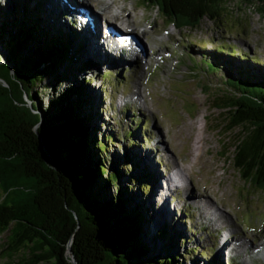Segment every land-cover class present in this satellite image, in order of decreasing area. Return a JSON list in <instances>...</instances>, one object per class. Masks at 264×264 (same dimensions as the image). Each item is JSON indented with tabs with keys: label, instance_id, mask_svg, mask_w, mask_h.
Wrapping results in <instances>:
<instances>
[{
	"label": "rangeland",
	"instance_id": "374dc122",
	"mask_svg": "<svg viewBox=\"0 0 264 264\" xmlns=\"http://www.w3.org/2000/svg\"><path fill=\"white\" fill-rule=\"evenodd\" d=\"M120 1L121 6L126 8L121 16L124 22H130L136 29L133 33L140 26L148 32L152 42L164 41L169 48L157 55L150 53L148 60L143 55L135 63L121 61L111 68L108 58L112 55L105 51L103 57L94 54L88 40L84 43L82 56L93 62L91 70L85 75L71 72L68 76L75 85L80 84L82 79H92L89 90L95 98L98 115L95 127H100L101 139L103 134L116 137V146L113 145L108 154L110 162L112 153L120 154L127 148L129 133L132 135L134 151L143 158L144 166L156 175L157 187L154 185L146 196L147 206L154 213L147 229L150 235H147L146 241L153 246L151 237L155 236L162 223L169 221L172 228L191 240L188 244L184 242L179 250L181 256H186L187 264H208L213 258L220 259L213 239L230 231L239 244L245 242L244 246L250 247L244 255H239V250L233 264H264V193L250 187L235 167L233 146L239 130L225 133V116L228 113L219 109L223 104L220 101L222 98L231 92H238L195 66V62L205 64L216 55H221L220 61L231 67V47L235 49L232 53H244L249 61L264 65V14L243 0H228L227 9L224 10V26L208 18L198 30H181L170 25L159 9L144 8L142 0ZM36 5L37 0H0V23L7 18L10 24H16ZM44 7L35 13L43 19L46 33H49L47 29L57 33L64 25L60 23L57 13L52 14ZM101 10L107 12L102 5ZM108 12L119 13V6H112ZM111 26L120 31L115 23ZM63 29L66 30L65 27ZM2 38L5 45L0 46V51L8 55L9 39ZM39 40L44 41L42 37H37L32 46L37 45ZM218 47H225L226 53L220 54ZM76 48L73 49L74 53ZM233 62L237 66L244 64L238 60ZM52 89L41 91L39 101L43 106L48 105V100L53 97ZM37 112L42 115L41 110ZM187 128L193 130L191 136H188ZM180 132L183 138L176 140ZM186 142L188 145H185ZM200 146L204 152L197 164L200 153L197 148ZM177 171L182 175L180 178L173 177L177 187L178 184H185V180L189 184V187L184 186L188 187L186 191L185 188L176 191L173 196L179 213L168 208L166 199L162 205L158 197L162 183L169 178L168 175L173 176ZM189 195L195 196L194 200L205 198L211 202V212L223 214L226 218L225 229L217 230L201 219ZM6 238L5 235L0 239V248ZM194 249L197 251L192 252ZM226 256L221 254L222 264H226ZM0 264H4L1 255Z\"/></svg>",
	"mask_w": 264,
	"mask_h": 264
},
{
	"label": "trees",
	"instance_id": "16d2710c",
	"mask_svg": "<svg viewBox=\"0 0 264 264\" xmlns=\"http://www.w3.org/2000/svg\"><path fill=\"white\" fill-rule=\"evenodd\" d=\"M243 1L264 14V0ZM227 2L142 0V6L159 9L170 25L181 30H198L208 18L224 26ZM42 3L30 8L26 12L30 15L16 24H10L7 18L0 23V46L5 45L3 36L9 39V55L33 97L35 109L39 108L44 116L64 180L75 186L89 212L94 226L86 228L83 234L97 238L99 248L109 252L102 258L104 264H187L186 256H181L179 250L191 240L172 228L169 221L162 223L151 237L153 246L146 241L154 216L146 196L153 190L156 176L134 151L129 133L127 148L123 153H112L110 162L108 154L116 146V137L103 134L101 139L100 127H95L98 115L89 90L92 79H82L75 85L68 76L71 72L85 75L93 62L82 56L85 44L75 30L62 27L57 33L47 28L49 33L44 31L45 23L35 13L43 9ZM37 37L44 41L32 46ZM217 50L226 53L225 47ZM232 52L231 67L220 61L221 55L211 57L205 64L195 62V66L243 96L239 104L243 108L230 111L225 133L240 129L233 146L235 167L250 187L264 193V65L249 61L244 53ZM233 60L244 64L237 66ZM48 89H52L53 97L43 106L39 101L41 91ZM3 141L0 139V160L14 156ZM4 170L0 167L1 173ZM3 174L14 176L10 171ZM9 196L0 205V239L8 234L0 248L4 264H65L50 248L49 237L59 229L48 212L23 203L16 194ZM208 264L220 262L213 258Z\"/></svg>",
	"mask_w": 264,
	"mask_h": 264
},
{
	"label": "water",
	"instance_id": "95a60500",
	"mask_svg": "<svg viewBox=\"0 0 264 264\" xmlns=\"http://www.w3.org/2000/svg\"><path fill=\"white\" fill-rule=\"evenodd\" d=\"M242 99L231 92L220 100V108L216 105L228 113L226 124L230 111L243 108ZM37 110L10 55L0 51V139L14 152L13 157L0 160L5 169L0 172V205L16 194L23 203L45 209L59 229L49 237L50 248L65 264H104L102 258L109 252L99 248L97 238L83 234L94 224L75 186L64 180L51 133ZM7 171L14 176H5Z\"/></svg>",
	"mask_w": 264,
	"mask_h": 264
},
{
	"label": "bare ground",
	"instance_id": "6f19581e",
	"mask_svg": "<svg viewBox=\"0 0 264 264\" xmlns=\"http://www.w3.org/2000/svg\"><path fill=\"white\" fill-rule=\"evenodd\" d=\"M53 1L56 3L57 6L62 7L65 0H53ZM92 1H96L97 3H99V5H102L104 10L107 11L108 14L112 15L113 18L125 21L121 15H122V13L126 12V8L124 6H121L122 3L120 0H92ZM68 5H70V6L65 7L64 9H66V10H62V11L72 10L73 7H76V6L78 7L80 5L82 7L83 3L80 2L79 0H68ZM114 5L119 6V10H120L119 13L108 12L109 10L112 9V6H114ZM86 9H89V7H87ZM51 13L52 14L57 13V16L60 17L59 11L51 12ZM61 15H63L62 12H61ZM84 18H85L84 14H80V16L78 17V19H80L81 21ZM126 23H128V22H126ZM94 24H95L96 28L94 25H93L94 29H93V27L89 28L90 30L87 32L86 41H84V42L86 43L88 40H90V42H91L90 48H92V49H90L91 52H94V54L96 53L98 55H101L100 57H103L102 53L104 51H105L104 53L108 52L110 55H112V57L110 56L108 58L109 66L111 68L119 65V62H121V61H123V62L128 61V62L135 63L138 60V58L140 60H141V58H143L144 54L140 53L139 49L132 44L130 45L131 54H129L130 52H126L127 54L122 52L123 50H121V48L117 47V40L115 38H113L111 35H109L107 32H103V28L101 27V25H100V31H99V29L97 30V28H98L97 23L94 22ZM87 25H88V22H87ZM89 26H91V25H89ZM120 29H122V28H120ZM85 30H86V28H85ZM153 42L155 44H158L159 46L154 45L152 47H155L157 49L159 48V49H158V51L157 50L152 51L151 55H157L156 53L164 51L165 48H169V46H167V44L164 41L160 40V42H157V40H154ZM145 60H148V58L145 57ZM184 130H186V129H184ZM191 132H193V130L191 128H189V129L187 128L188 136H191L190 135ZM182 134L183 133L180 132L178 134V137H176V140L183 138ZM189 140H191V138ZM183 142H185V141H183ZM197 144H199V143H197ZM185 145H188V143L186 142ZM197 150L200 152L199 156L197 157L198 161L196 162L198 164L200 162L202 156H203L204 148L202 146H200L197 148ZM168 177L169 178L164 183H162V186L159 189V196L158 197L160 198L162 205L166 199L168 208H170L171 211H174V210H176V208H178V205L172 204L169 199L172 196V194H174L176 192V189L178 187H177V182L175 181V179H173V177L169 176V175H168ZM187 189H188V187H186L184 189V191H186ZM190 192L191 191L189 189L188 193H190ZM201 196H202V194H201ZM189 197H190V199L195 198V196H193V195H189ZM197 199H199V198H197ZM203 199L204 200H202V199H200V200H194L193 199L192 200V201H194V204L200 213L201 219H204L205 221H207L208 224L215 226L217 230H224L226 227V224H227V220L224 217V215L223 214H221V215L220 214H218V215L213 214L211 212V209L209 206V204H211V202L205 200V198H203ZM233 235H234L233 232H230V231L225 232V234L223 236L221 235L223 238H220L221 239L220 242H223L224 239H227V238H233ZM244 245H245V242H243V244H239L238 241H237V243L234 244V246L232 248V252L235 254V256H237V254H239V250H240L239 255H244V252H247L250 250L249 246H244ZM241 246H244V247H242V248H244V251L242 250Z\"/></svg>",
	"mask_w": 264,
	"mask_h": 264
}]
</instances>
